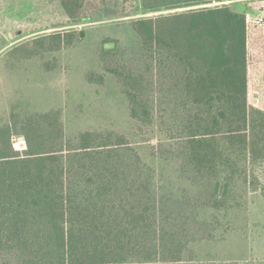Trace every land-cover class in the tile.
I'll list each match as a JSON object with an SVG mask.
<instances>
[{"label": "trees", "instance_id": "16d2710c", "mask_svg": "<svg viewBox=\"0 0 264 264\" xmlns=\"http://www.w3.org/2000/svg\"><path fill=\"white\" fill-rule=\"evenodd\" d=\"M224 1L140 0L141 15L125 13L132 63L103 49L148 140L67 138L57 111L0 128V264H264L246 237L249 196L264 199V109L248 102L264 37ZM89 6L61 0L72 23ZM75 39L70 29L34 35L14 63Z\"/></svg>", "mask_w": 264, "mask_h": 264}, {"label": "rangeland", "instance_id": "374dc122", "mask_svg": "<svg viewBox=\"0 0 264 264\" xmlns=\"http://www.w3.org/2000/svg\"><path fill=\"white\" fill-rule=\"evenodd\" d=\"M221 4L245 13L248 23L259 25L264 37V0ZM93 6L86 8L88 19L72 23L61 0H0V128L10 122L18 125L28 115L57 111L67 138L102 130L116 131L134 143L142 137L119 87L100 60L105 45L113 44L116 61L123 66L132 63L137 51L127 24L131 17L125 13L132 10L141 15L140 0H133L132 8L120 0H93ZM67 29L76 36L71 47L14 63L24 46L18 43ZM99 74L105 78L103 84L87 81L89 75ZM248 82L249 104L264 109V60L250 67ZM143 139L148 140L149 134ZM246 218L247 242L254 254L264 256V199L259 195L249 196Z\"/></svg>", "mask_w": 264, "mask_h": 264}, {"label": "water", "instance_id": "95a60500", "mask_svg": "<svg viewBox=\"0 0 264 264\" xmlns=\"http://www.w3.org/2000/svg\"><path fill=\"white\" fill-rule=\"evenodd\" d=\"M79 36H80V37L83 36L82 32L79 33ZM112 48H113V44H106V45H105V49H112Z\"/></svg>", "mask_w": 264, "mask_h": 264}]
</instances>
